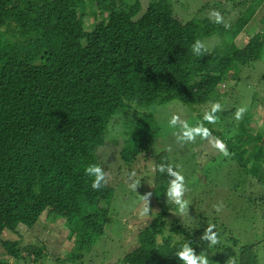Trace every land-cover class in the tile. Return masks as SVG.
<instances>
[{"label":"trees","instance_id":"obj_1","mask_svg":"<svg viewBox=\"0 0 264 264\" xmlns=\"http://www.w3.org/2000/svg\"><path fill=\"white\" fill-rule=\"evenodd\" d=\"M241 2L234 18L221 5L216 23L207 14L216 10L213 0L197 9L184 0H0V246L9 258L0 264L19 257L40 264L43 250L20 243L40 222L57 219L73 244L64 259L70 263L92 264L86 256L97 259L96 246L111 240L107 227L118 219L127 233L136 231V245L115 264H184L177 253L185 244L196 255L210 247L213 264H226L221 206L245 199L264 221V129L252 133L249 113L256 97L264 107V68H257L264 0ZM256 23L261 27L238 47L235 38ZM197 40L201 54L193 52ZM241 93L247 109L237 119ZM226 94L237 100L229 104ZM169 103L184 110L175 125ZM216 103L221 108L212 113ZM112 127L120 140L117 169L123 166L129 181L117 194L109 181L121 172L98 155ZM189 129L192 139L183 135ZM93 164L105 173L99 190L85 173ZM146 164L151 175L138 185ZM169 167L184 178L189 223L173 216L180 207L167 195ZM142 188L155 214L138 209ZM116 196L129 198L120 205L139 213L133 217L140 224L108 217ZM210 226L214 245L201 239ZM4 234L11 238L1 240ZM258 243L239 248L236 264H257ZM98 262L111 264L110 256Z\"/></svg>","mask_w":264,"mask_h":264},{"label":"rangeland","instance_id":"obj_2","mask_svg":"<svg viewBox=\"0 0 264 264\" xmlns=\"http://www.w3.org/2000/svg\"><path fill=\"white\" fill-rule=\"evenodd\" d=\"M146 1V0H142ZM182 2V0H180ZM191 4L193 8H195L198 4L204 3L206 0H184ZM244 0H213V8H215L217 11L220 10V6L223 5L224 8L229 11L230 18L237 14L238 9H240L242 6L238 5L241 4ZM200 6H197L199 8ZM224 9V10H225ZM212 10H208L207 14ZM226 13V11H225ZM97 21V20H96ZM92 24V23H89ZM262 24L256 23L253 26L246 27V29L240 33L236 38L234 43L241 47L244 44V41L246 37L251 35L256 29H259ZM90 25L85 24L84 27H88ZM216 42L215 39L212 40V44ZM260 64H257L258 71L263 70L264 68V56L260 59ZM253 79L255 77L253 76ZM256 80V79H255ZM262 84L264 82L262 81ZM230 86H233V83L229 82ZM258 85V84H257ZM221 90H224L223 87H220ZM227 95L228 103L231 104L233 99H236L235 95ZM241 96V100L239 99V102L237 101V105H240L241 108L247 109V100L244 99L245 94L241 93L239 95V98ZM247 96V94H246ZM237 100V99H236ZM261 97H256V100H254L251 105L249 106V113H251L253 116L250 120V126L253 130L252 133H255L256 130H263L264 129V107L261 106ZM139 112H143L144 109H138ZM165 111H167L168 115L175 116L180 115V112H184L181 108L178 107V104L176 103H169L166 105ZM181 112V113H182ZM187 114V111H185V115ZM156 116V113H155ZM165 116L164 114H158L157 117L160 119V117ZM166 133H168L166 131ZM108 135H113V138H107L105 137V144L103 148L98 150V155H104L105 159L110 158L109 166L112 171L115 172H121V177L116 176L114 174L112 176V180L109 181V184L112 188L115 189V193H120L125 187L128 185L129 181L126 176V171L124 170V167H120L117 169L119 165L117 151L120 147V140L119 137L116 138V135L114 134L113 127L109 128ZM146 169H144L138 177H136L135 182L140 185L141 180L143 178L149 177L151 175V168H148V164L145 165ZM108 182V181H106ZM140 186H138L139 189ZM147 188H142V195H144L147 192ZM248 195V192L245 196ZM114 204L116 205L115 210H111L108 217L111 219L112 215L115 214L116 217H122L123 219L129 220L128 223L131 222H138L140 224L139 218L133 216L139 215L136 211L133 209L129 210V207L127 205H120V203H124L128 201V197L120 198L118 196L115 197ZM264 202V201H263ZM189 204V203H188ZM144 203L142 200L140 201L138 205V209L140 207H144ZM219 205H217L218 207ZM264 207V206H263ZM259 211V206H253L245 202V199H240L238 202L234 204H229L226 202L223 206L220 208V216L223 217V223L224 228L226 231L222 232V236L225 241L222 240V243L224 244L223 247L225 248V251L227 253H221L220 258L221 261H227V259L231 258L234 261V264H236V257H237V250L239 248H242L243 245L253 244L256 242H259L255 248H253L254 253L257 257V264H264V221L260 223L258 220L255 219V214H257ZM150 213L155 214L156 208L155 206L150 207ZM133 214V215H132ZM184 215V216H183ZM174 217H179L180 219H185L186 223L190 222L189 214L187 211L184 212H178L177 214L173 215ZM196 216H200L199 214H196ZM111 221L107 219V222ZM108 234L111 238V240H108L107 243L98 244L96 246L97 250L95 252L97 259L94 260L92 256L89 258V256H86V259L92 258V264H101L98 262V259L101 256H110L111 264H115L118 260L122 259L128 252L133 250L136 245V231L133 233H127V227L119 222L118 219H116L111 225L108 224ZM263 232V233H262ZM233 238L232 241L228 240L229 238ZM11 237L8 234H4L3 237H1V240H8ZM23 241L20 243V247H29L30 249H37L40 248L43 251L41 252L42 260L40 264H74L70 263L68 261H64L69 256V251L71 250L73 244L72 241L67 237V230L63 226V220L57 219L55 221H48V222H40L33 230L30 232H27L24 237L22 238ZM110 242H114L116 244H111ZM235 244V245H234ZM113 246V249H110V247ZM210 247H199L198 255L201 253H204V255L208 258L210 264H213V257L210 252ZM233 248V249H232ZM234 250V256L230 255V252ZM224 251V250H223ZM25 254V253H24ZM23 254V255H24ZM229 255V257H228ZM231 256V257H230ZM8 255L7 253L2 250V247L0 246V262L1 261H7ZM30 259V258H29ZM28 258H22L19 257L18 260H16L14 263L10 264H31L30 260ZM94 260V261H93ZM101 261V260H100ZM37 263V262H34ZM83 264H91L86 263L83 261ZM104 264V263H103Z\"/></svg>","mask_w":264,"mask_h":264},{"label":"clouds","instance_id":"obj_3","mask_svg":"<svg viewBox=\"0 0 264 264\" xmlns=\"http://www.w3.org/2000/svg\"><path fill=\"white\" fill-rule=\"evenodd\" d=\"M209 15L215 18L216 23L222 22V16L218 11L212 10L209 13ZM203 47H204L203 44L199 40H197L192 46L193 52L196 54H201V49ZM220 108H221V105L219 103L214 104L212 106V113H215L216 111L220 110ZM244 111L245 109L243 108L238 109L236 112V118L239 119ZM205 119L209 121H214L215 117L211 114H206ZM177 121H178V117L174 116L171 120V123L175 125ZM184 127L187 129L186 124L184 125ZM195 132L202 133L204 137H207L209 135V132L207 131V129L197 128L195 129ZM183 135L188 139H192L193 130H190V129L186 130L184 131ZM215 147L219 148L222 151H225V145L220 140L215 141ZM225 154H227L226 151H225ZM159 171L164 172L165 166L161 165L159 167ZM167 172L171 177H173V179L170 180L169 182L170 186H169L167 195L169 198L173 199L176 204L179 205L180 211L184 212L187 206V202L182 199L184 191H185L184 178L178 172L173 171L170 167L167 168ZM85 173L93 177L91 187L94 190H99L102 187V182H104L105 180V173L102 170V168L94 164L89 165L85 169ZM132 187L133 189H135L137 187V184H133ZM248 191H246L244 195H246ZM150 196H151V193H146L144 196L141 197L145 201V205H146L142 214L147 213L150 210L147 206ZM201 239L210 241V243L214 245L217 243V234L212 231V227L210 226L205 229L204 234L201 237ZM177 256L180 260L184 262V264H210L208 258L204 255V253H201L200 255H196L193 249L187 244H185L182 247L181 251L177 253ZM226 264H234V261L231 258H229L226 261Z\"/></svg>","mask_w":264,"mask_h":264}]
</instances>
